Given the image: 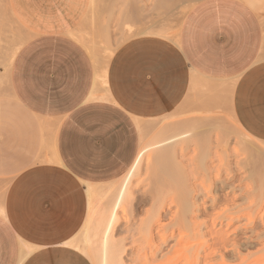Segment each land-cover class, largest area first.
<instances>
[{"label":"crops","instance_id":"1","mask_svg":"<svg viewBox=\"0 0 264 264\" xmlns=\"http://www.w3.org/2000/svg\"><path fill=\"white\" fill-rule=\"evenodd\" d=\"M90 1L0 0V264H29L35 250L44 264H92L73 246L86 218V184L126 174L140 148L135 119L204 96L192 85L197 77L234 82L230 112L264 142V12L244 0H199L175 37L136 35L110 47L104 101L100 44L90 40L96 65L70 36L100 32V3L90 14ZM125 19L137 26L145 16L137 8ZM33 96L44 104H30ZM205 97L209 111L213 95Z\"/></svg>","mask_w":264,"mask_h":264},{"label":"rangeland","instance_id":"2","mask_svg":"<svg viewBox=\"0 0 264 264\" xmlns=\"http://www.w3.org/2000/svg\"><path fill=\"white\" fill-rule=\"evenodd\" d=\"M99 1L100 2H97V0L90 1L89 13L94 14L97 12L100 3V13L98 14L101 23L100 32L96 34L91 33V37H88L89 34L74 33L73 38H76L78 41V38H83L86 41L90 42V40H92V42L95 41L97 44H100L97 49L101 54L102 62L100 63V71L105 81L106 62L112 51H114L111 48L133 36L148 35L147 32H159V35L162 36L175 37L179 29V23L182 21L180 19H182L183 15L187 12L188 7L186 6L192 7L199 0H169L168 5L161 8L159 11L155 6L159 0ZM244 1L260 10V12H264V0ZM137 8L138 10L142 9L145 20L142 24L131 26L130 23L125 22V15L132 9L135 10ZM153 24L155 26H153ZM150 26L154 28L150 30ZM96 36H98L97 40L93 38ZM95 46L97 47V45ZM196 81L197 79L194 82L192 81V84ZM205 96L208 95L204 94L202 97L198 96L192 103L189 102L192 101L193 98L187 96L184 100V104L163 117L146 120L144 122L138 119L142 126L141 132L139 129L141 138L139 154H141V159L138 165L126 175L120 177V179L115 181L110 187H105L103 189V192L108 195V197H106L109 198L110 201H114L113 197L116 198L117 195L122 197L121 201L123 207H125V211L122 212L119 207H117L118 222L112 227L109 223L104 225L105 222L102 220V218H104L102 215H99V213L97 214L100 220L94 215L95 221L93 224L96 222L98 225L97 221L99 220L98 226L101 227L103 224L105 227L102 226L104 229L102 227L100 229L96 223L94 224L97 230L94 229L92 233L95 235L94 238L97 236V239L95 240L93 238L94 241L93 239L91 240V245H93L94 248L92 247L91 250L89 248L92 253L96 252L98 254L99 259L101 258L98 260L100 264H107L108 262V264H114L115 262L116 264H148L145 262V256L149 255L150 257V250L153 251L159 245L161 246L162 252L156 254V260L158 264H162L166 262V260L162 261L161 256L165 253L167 254L170 250L169 248L173 247L174 244H177V247H179L172 255L168 254V257L173 260L177 255V257H175L177 261L172 263L182 264L184 261H180L178 258L180 254L186 252V246L189 245L188 247L191 246L193 248L199 244V241L202 242L203 240L198 237L200 235H206L204 239L212 243V238L215 235L213 233L218 231H225L224 233L221 232V234L223 233V236L224 234L226 235L227 241L225 239V242L215 246L216 248L210 243L212 245L211 249L199 251L200 255L198 254V258H200L197 259V264H264V156L260 157L259 155V157H256L257 153L260 154L262 153L260 151H264V142L245 137L240 132L237 124L232 118L228 97L222 96L221 94L213 95V97L210 98L214 105L209 108V111H205ZM178 124H181L180 128ZM175 126L178 127V129ZM173 127H175V129ZM171 142L180 144L175 143V145L172 146L173 144ZM169 144H172L170 149L168 147ZM163 149L168 150L171 158H173L174 155L172 160L174 162H172V165L173 163L177 165H173L175 172L182 174L180 171L183 170V174L184 176L186 175V178L189 176L194 177L188 178L189 184L192 185V187L194 186L196 190L193 193V201L197 208L194 207L196 211L192 215L194 219L196 218V221L192 220V222H194L198 229L202 230L196 228L195 231L191 232V230L186 231L184 229H179L177 225L169 228L170 220L173 218V211L176 210V212H178L180 208L171 205L169 210L168 204L171 200V196H175V193L168 183H162L155 178L157 172L155 157L159 152H162ZM261 155H264V152ZM199 157H201L200 159L206 157L204 159L205 161L200 163ZM254 157L257 159L255 160ZM186 166H189V168ZM193 168L194 170H192ZM188 169L190 170V175L188 174ZM221 181H223L224 184ZM157 207L158 209L161 208L158 210ZM154 210H156V212ZM150 213H153L151 214L152 216ZM157 215L161 216L159 217L160 222L157 221L159 220ZM218 216L222 218L218 219ZM227 218L233 220L228 226H226L228 224L226 221ZM156 221L158 224H156ZM197 224H199V226ZM142 228L143 230H141ZM150 229L153 233L149 232ZM127 230L130 231L128 232ZM145 231L151 233L152 240L155 243L151 240L150 234L147 235ZM171 231L176 238L173 237L172 239ZM94 232L100 234L96 235ZM163 233L167 238L166 244L161 245L160 239ZM211 236L213 237L211 238ZM195 237H197V239L199 238V241H196L197 239H195ZM95 241L97 242L95 243ZM118 241L122 242V251L117 248V244L118 247L119 245L121 246ZM148 241H151V243H148ZM178 241H181V246L178 245ZM156 242H159L158 245ZM210 244L208 242V246ZM110 247L113 248L111 249ZM114 247L117 249L116 251ZM110 250H112V253ZM178 250L179 252H177ZM181 250L182 253L180 252ZM90 251L89 254H91ZM117 251L121 253L119 254ZM109 255H111V258H109ZM89 257L90 256H88V258ZM119 257L122 259H119ZM143 257H145L144 261L142 259ZM114 258L117 261L113 260ZM112 260L115 262L113 263ZM90 261L92 262V260ZM92 264L95 263L92 262Z\"/></svg>","mask_w":264,"mask_h":264},{"label":"bare ground","instance_id":"3","mask_svg":"<svg viewBox=\"0 0 264 264\" xmlns=\"http://www.w3.org/2000/svg\"><path fill=\"white\" fill-rule=\"evenodd\" d=\"M4 1V0H3ZM155 2H157V1H155ZM94 3H95V1H94ZM168 3H169V0H159L158 1V3H157V5H155L156 7H157V9H158V11L161 9V8H163V7H165V6H167L168 5ZM95 5H96V3H95ZM92 6V5H91ZM186 7H188L187 8V12L189 11V9H190V7L189 6H186ZM155 9V8H154ZM156 10V9H155ZM186 12V13H187ZM186 13L183 15V17L186 15ZM183 19V18H182ZM182 19H180V20H182ZM179 24H181V22L179 23ZM153 26H155L154 24H153ZM158 27V26H157ZM165 27V26H164ZM179 27H180V25H179ZM178 27V28H179ZM151 28H154V27H151L150 26V30H151ZM162 28V27H161ZM146 30V29H145ZM179 30V29H178ZM178 30H177V32H178ZM154 31V30H153ZM164 31V30H163ZM74 32V31H73ZM72 32V33H73ZM158 32V31H157ZM145 33V32H144ZM149 35H159V32L158 33H155V32H147ZM175 34V33H174ZM70 36L71 37H74V33L73 34H70ZM162 36V35H161ZM173 38V37H172ZM79 39V41H80V43L84 46V48L92 55V57L94 58V63H96V65H97V60H99V59H97L96 57H97V53L95 52L96 51V49H94V47L95 48H97L96 46H95V43H94V46H93V44H91L89 41H86L85 39H83V38H78ZM93 43V42H92ZM17 50V47L16 48H12L10 51H11V53L10 54H7V57L5 58V60H6V62H7V65H9V63L11 62V60H12V57H13V55H14V53H15V51ZM102 51V50H101ZM95 52V53H94ZM99 55H101V54H99ZM92 58V59H93ZM106 58V57H105ZM100 60H102V59H100ZM98 62H100V61H98ZM96 67V66H95ZM98 69V68H97ZM99 71V73H96V83H99L100 85H101V87H102V92H101V97H100V99L101 100H104V101H108L109 99H110V97H109V94H108V90H107V85H106V82L104 81V77H103V75H102V73H101V71L100 70H98ZM197 79V81L195 82V83H193L192 85H193V87H195V86H197V87H201V88H203L202 89V93H204V94H206V95H209V93H211L212 95H219V94H221L222 96L224 95V96H226V97H228V98H231V96H232V92H233V89H234V82H226V83H219V82H215V81H205V80H203V79H201L200 77H197L196 78ZM191 85V86H192ZM218 91H220V92H218ZM217 93H219V94H217ZM232 118H233V120H234V117L232 116ZM235 121V120H234ZM135 122H136V125H137V127H138V130L140 129V132H141V130H142V126H141V123H140V121L138 120V119H135ZM235 123H236V121H235ZM237 124V123H236ZM179 125V128H180V125L181 124H178ZM177 125V126H178ZM176 127V126H175ZM175 127H173L174 129H175ZM237 127H238V129L240 130V132L245 136V137H250L248 134H246L242 129H240V127L238 126V124H237ZM172 128V129H173ZM177 129H178V127H176ZM182 128V127H181ZM179 130H181V129H179ZM179 133V132H178ZM181 133H183V132H181ZM189 137V136H188ZM251 138V137H250ZM174 141V140H173ZM182 141H184V140H182ZM197 141V140H196ZM259 141V140H258ZM187 142V141H186ZM189 142V141H188ZM172 144H169V149H170V147H171V145L172 146H174L175 145V143L176 144H180V143H177V142H171ZM177 146V145H176ZM175 146V147H176ZM193 146V145H192ZM181 147V146H180ZM195 148V147H194ZM162 149V148H161ZM166 149V148H165ZM168 149V148H167ZM172 149V148H171ZM260 149V148H259ZM258 149V150H259ZM173 150V149H172ZM180 150V149H179ZM209 151V150H208ZM173 152H175V151H173ZM260 152H262V153H260ZM259 153L260 154H258L257 153V156L256 157H259V155H260V157L261 156H264V155H261V154H263V152L264 151H260ZM178 153V152H177ZM174 154H176V153H174ZM177 155V154H176ZM182 157V156H181ZM180 157V158H181ZM256 157H254L255 158V160L257 159ZM156 158V166H157V172H156V175H155V178H156V180L157 181H160V182H165V183H168L169 185H170V187L172 188V191L175 193V196L173 195V196H171V200H170V202H169V204H168V207H169V210H170V206L171 205H173L174 207H179L180 209V211H178V212H176V210L175 211H173V214H172V220H170L171 222H170V224H169V228L172 226H178L179 227V229H184V230H186V231H189V230H191V232L192 231H195V229L197 228L196 227V225L194 224V222H192V220L193 221H196L193 217H192V215L195 213V209H194V207H195V205H194V201H193V199H194V195H193V193H194V191H196L195 190V188H194V186L192 187V185H190L189 184V181H188V178L189 177H191V176H189V177H185L184 176V172H183V170H182V168H181V170L182 171H180V172H182V174H180L179 172H175V170H174V168H173V165H176L175 163H173V165H172V162H174V161H172L173 160V158H174V155H173V158H171L170 156H169V153H168V150H162V152H159L158 153V155L155 157ZM201 157H199V159H200ZM206 158V157H205ZM205 158H202V159H200V163H203L205 160ZM140 159H141V154H139L138 153V156L136 157V160H135V162H134V164H132L133 166L132 167H130V169L126 172V174L130 171V170H132L134 167H136L137 165H138V163H139V161H140ZM198 159V160H199ZM249 160V159H248ZM254 160V161H255ZM259 160V159H258ZM56 162V161H55ZM182 162V161H181ZM207 162V161H206ZM252 162V161H251ZM179 163V162H178ZM199 163V164H200ZM183 164V163H182ZM255 164V163H254ZM181 165V164H180ZM177 166V165H176ZM175 166V167H176ZM202 166V165H201ZM184 167H185V165H184ZM186 167H188L189 168V166H186ZM205 167V166H204ZM207 168V167H206ZM187 169V168H186ZM197 169V168H196ZM195 169V170H196ZM177 170V169H176ZM192 170H194V168L192 169ZM191 170V171H192ZM189 169H188V174H189ZM186 172V171H185ZM187 173V172H186ZM126 174H124V175H126ZM187 174V175H188ZM123 175V176H124ZM190 175V174H189ZM122 176V177H123ZM154 177V176H153ZM191 178H194V177H191ZM120 179V178H119ZM192 180V179H191ZM115 181H117V180H115ZM115 181L114 182H111V183H109V184H104V185H91V184H86V188H85V195H86V200H87V213H86V218H85V222L83 223L84 225L81 227V229L79 230V232H80V240H79V238L77 237L78 236V234H77V236H76V239L74 240V241H77L76 242V246L75 245H73L75 248H77V249H79L81 252H82V254H84L87 258H88V256H90L88 259L89 260H92V262H94L95 264H100L99 262L100 261H98V260H100L99 259V256H98V254L96 253V252H94V253H92L90 250H91V248L93 247V245H91L92 244V242H91V240L94 238V236L95 235H93V230L95 229V223L93 224V222L95 221V219H94V215H96V217H97V214L99 213V215H102L104 218H102V220L105 222L104 223V225L105 224H107V223H109V225L112 227V226H114L117 222H118V212H117V207H119V209H120V211H122V212H124L125 211V207H123V205H122V197H120V196H118L117 195V197L116 198H114L113 197V199H114V201H110V199L109 198H107L108 197V195H106L104 192H103V189L105 188V187H110V185H112L113 183H115ZM195 181V180H194ZM129 182V181H128ZM222 183H223V181H221ZM220 182V183H221ZM193 183V182H192ZM168 184H167V186H168ZM224 184V183H223ZM227 187H229V186H227ZM169 188V187H168ZM199 189V188H198ZM199 192V191H198ZM118 194V193H117ZM113 195V194H112ZM107 196V197H106ZM170 196V195H169ZM107 198V199H106ZM196 198V197H195ZM129 199H130V197H129ZM110 202H109V201ZM127 200V199H126ZM131 200V199H130ZM129 200V201H130ZM215 201V200H214ZM108 202V203H107ZM221 202V201H220ZM128 204V203H127ZM160 204V203H159ZM224 204V203H223ZM158 205V204H157ZM156 205V206H157ZM163 205V204H162ZM155 206V205H154ZM161 206V205H160ZM203 206V205H202ZM158 207H159V205H158ZM158 207H157V209H158ZM164 207V206H163ZM161 208V207H160ZM159 208V209H160ZM195 208H197V207H195ZM198 208H199V206H198ZM152 209V208H151ZM158 209V210H159ZM164 209V208H163ZM162 209V210H163ZM200 209V208H199ZM225 209V208H224ZM158 210H157V212H158ZM162 210H161V212H162ZM151 211V210H150ZM155 212H156V210H154ZM164 211V210H163ZM170 212V211H169ZM222 212V211H221ZM100 213H102V214H100ZM126 213V212H125ZM197 213H198V211H197ZM227 213V212H226ZM231 213H233V212H231ZM0 214H3V210H2V208L0 207ZM149 214V213H148ZM151 214H153V213H150V215ZM156 214V213H155ZM155 214H154V217H155ZM158 214V213H157ZM159 214H161V213H159ZM167 214V213H166ZM166 214H164V215H166ZM170 214H171V212H170ZM229 214V213H228ZM98 215V216H99ZM152 216V215H151ZM158 216V215H157ZM163 216V215H162ZM222 216V215H221ZM219 217L218 216V219L219 218H222V217ZM95 217V218H96ZM150 217V216H149ZM159 217H161V216H158V218ZM101 218V217H100ZM156 218V217H155ZM157 218V219H158ZM94 219V220H93ZM97 219H99L98 217H97ZM106 221H105V220ZM100 220V219H99ZM99 220L97 221L98 222V225H99ZM155 220V219H154ZM153 220V221H154ZM198 220V219H197ZM102 221V222H103ZM157 221H159L160 222V218H159V220H157ZM156 221V222H157ZM224 221V220H223ZM226 221L228 222V224L226 225V226H228L229 225V223H231L233 220L231 219V218H227L226 219ZM102 222H101V224H102ZM143 222V221H142ZM148 222V221H147ZM152 222V221H151ZM155 222V223H156ZM153 223V222H152ZM196 223V222H195ZM100 224V225H101ZM156 224H158V222L156 223ZM94 225V227L91 229V227ZM96 225H97V223H96ZM97 225V226H98ZM104 225L102 224L101 225V227L103 226L104 227ZM153 225H155V224H153ZM195 225V226H194ZM198 226H199V224H197ZM200 225H202V224H200ZM204 225V224H203ZM108 226V225H107ZM106 226V227H107ZM143 226V225H142ZM141 226V227H142ZM151 226V225H150ZM149 226V227H150ZM158 226V225H157ZM168 226V225H167ZM166 226V227H167ZM205 226V225H204ZM221 226V225H220ZM98 227H100V226H98ZM98 227H96V228H98ZM101 227H100V229H101ZM102 227V228H103ZM158 227H160V226H158ZM157 227V228H158ZM164 227V226H163ZM165 227V228H166ZM201 227V226H200ZM225 227V226H224ZM105 228V227H104ZM103 228V229H104ZM145 228H146V226H145ZM148 228V227H147ZM168 228V227H167ZM99 229V228H98ZM99 229V230H100ZM107 229H108V227H107ZM109 229H110V227H109ZM164 229V228H163ZM162 229V230H163ZM198 229V228H197ZM95 230H97V229H95ZM106 230V229H105ZM141 230H143V228L141 229ZM149 230V229H148ZM147 230V231H148ZM156 230V229H155ZM166 230V229H165ZM198 230H202V229H198ZM107 231V230H106ZM128 231V230H127ZM130 231V230H129ZM128 231V232H129ZM138 231V230H137ZM147 231H145V232H147ZM152 230L150 229V231L149 232H151ZM157 231V230H156ZM155 231V232H156ZM78 232V233H79ZM96 232V231H95ZM94 232V234H96ZM98 232H101V231H98ZM104 232V231H103ZM102 232V233H103ZM135 232H136V230H135ZM149 232H147V235L148 234H150V236H151V233H153V232H151V233H149ZM161 232V231H160ZM159 232V233H160ZM196 232L198 233V231L196 230ZM220 232V233H219ZM221 232H223V231H218V232H212L213 234H215L214 235V237L213 236H211V238H212V243H211V241H208L209 242V244L211 243V244H213V246L215 247V246H217V245H220V244H222V243H224L225 242V239H226V235L224 234V236L221 234ZM227 232V231H226ZM127 233V232H126ZM131 233H132V231H131ZM144 233V232H143ZM171 234H172V231L170 232ZM97 234H100V233H97ZM96 234V235H97ZM200 234V233H199ZM93 235V236H92ZM131 235V234H130ZM163 235H164V233L162 234V238H163V240H162V238L160 239V244L161 245H164V244H166L165 242H166V238L167 237H165V235H164V237H163ZM189 236H191V235H189ZM188 236V237H189ZM192 236H193V234H192ZM194 236H196V235H194ZM205 236L206 235H200V236H198L200 239H202L203 241L202 242H200L198 239H197V237H195V239H197L196 241H199V244H197L196 246H194L193 248L191 247H188V246H186V252L185 251H183V252H185V253H182V250L180 251L182 254H180L179 255V260L181 261V260H183L184 261V263H182V264H197V259H199L198 258V254L200 255V252L202 251V250H209V248L211 249V244L208 246V242L204 239L205 238ZM210 236V235H209ZM97 237V236H96ZM94 238L95 240L97 239V238ZM99 237V236H98ZM149 237V236H148ZM170 237V236H169ZM173 234H172V239H173ZM150 238V237H149ZM171 238V237H170ZM174 238H176V237H174ZM211 238H210V240H211ZM94 239H93V241H94ZM156 239V238H155ZM165 239V240H164ZM145 240H147V239H145ZM151 240H152V236H151ZM162 240V241H161ZM176 240H179V239H176ZM180 240H182V239H180ZM205 240V241H204ZM153 241V240H152ZM175 241V240H174ZM226 241H227V239H226ZM97 241H95V243H96ZM118 242H120V241H118ZM154 242V241H153ZM152 242V243H153ZM181 241H178V245H180L181 246V243H180ZM72 243H74L73 241H72ZM94 243V242H93ZM122 242H120V244H121ZM148 243H151V241H148ZM155 243V242H154ZM157 243V242H156ZM159 243V242H158ZM158 243H157V245H158ZM175 243H176V241H175ZM180 243V244H179ZM195 245V244H194ZM91 246V247H90ZM113 246H115V245H113ZM122 244H121V246L119 245V247H118V244H117V248H119L118 250H120V251H122ZM154 247V246H153ZM156 247V246H155ZM177 247V244H174L173 245V247H171V248H169L170 250L167 252V254L165 253V254H163V256H161V260L162 261H165L166 260V262H164V263H162V264H174V263H172V262H174V261H177L176 259L177 258H175V257H177V255L174 257V259L172 260L170 257H168L169 255H172V253H174L175 252V250H177L178 249V247ZM190 248V249H188V248ZM89 248H90V250H89ZM94 248V247H93ZM111 248V247H110ZM109 248V249H110ZM113 248V247H112ZM111 248V249H112ZM213 248V247H212ZM216 248V247H215ZM218 248H219V246H218ZM114 249H115V251L117 250L115 247H114ZM114 249H113V251H114ZM168 249V248H167ZM182 249V248H181ZM94 250H96V249H94ZM89 251L91 252V254H89ZM111 251V253H112V250H110ZM200 251V252H199ZM119 251H117V253H118ZM162 251H161V246L159 245V246H157L153 251L152 250H150V257H149V255H147V256H145L146 257V259H145V257H143L142 259H143V261H144V259H145V262L146 263H148V264H158V262H157V260H156V254H158V253H161ZM177 252H179V250L177 251ZM199 252V253H198ZM207 252V251H206ZM29 253V252H28ZM110 253V254H111ZM114 254H117V253H115V252H113ZM121 252H119V254H120ZM24 254V255H23ZM169 254V255H168ZM208 255V254H207ZM206 255V256H207ZM24 256H25V253H24V251L22 252V260L24 259ZM111 255H109V258H111L110 257ZM108 258V257H107ZM119 259H122V258H120L119 257ZM109 260V259H108ZM113 260H115V258L113 259ZM112 260V262L114 263L115 261H117V260H115V261H113ZM136 261H138V260H136ZM179 261V262H180ZM182 261V262H183ZM110 262H111V260H110ZM122 262V261H121ZM109 263V262H108ZM107 263V264H108ZM114 264H116V262L114 263Z\"/></svg>","mask_w":264,"mask_h":264},{"label":"snow or ice","instance_id":"4","mask_svg":"<svg viewBox=\"0 0 264 264\" xmlns=\"http://www.w3.org/2000/svg\"><path fill=\"white\" fill-rule=\"evenodd\" d=\"M30 104H35L37 106H42L44 104V100L39 96H33L30 101H28ZM68 248H71V245L67 246ZM36 255L32 258V260L29 261V264H44V262L40 258V251L35 250ZM68 255H71V252L68 253ZM58 264H65L63 260L58 261ZM70 264V262H69Z\"/></svg>","mask_w":264,"mask_h":264}]
</instances>
